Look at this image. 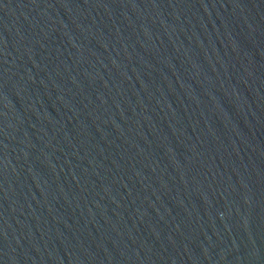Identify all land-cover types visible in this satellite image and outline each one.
Wrapping results in <instances>:
<instances>
[{
	"label": "water",
	"instance_id": "1",
	"mask_svg": "<svg viewBox=\"0 0 264 264\" xmlns=\"http://www.w3.org/2000/svg\"><path fill=\"white\" fill-rule=\"evenodd\" d=\"M0 264H264V0H0Z\"/></svg>",
	"mask_w": 264,
	"mask_h": 264
}]
</instances>
